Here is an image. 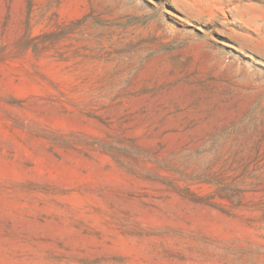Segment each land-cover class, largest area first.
I'll return each instance as SVG.
<instances>
[{
  "label": "rangeland",
  "instance_id": "374dc122",
  "mask_svg": "<svg viewBox=\"0 0 264 264\" xmlns=\"http://www.w3.org/2000/svg\"><path fill=\"white\" fill-rule=\"evenodd\" d=\"M0 264H264V0H0Z\"/></svg>",
  "mask_w": 264,
  "mask_h": 264
}]
</instances>
